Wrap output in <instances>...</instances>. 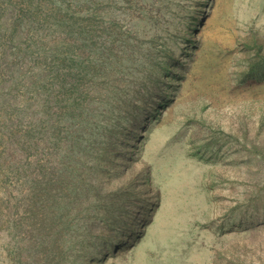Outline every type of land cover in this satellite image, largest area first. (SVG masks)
<instances>
[{
  "label": "rangeland",
  "instance_id": "rangeland-1",
  "mask_svg": "<svg viewBox=\"0 0 264 264\" xmlns=\"http://www.w3.org/2000/svg\"><path fill=\"white\" fill-rule=\"evenodd\" d=\"M0 264H264V0H0Z\"/></svg>",
  "mask_w": 264,
  "mask_h": 264
}]
</instances>
